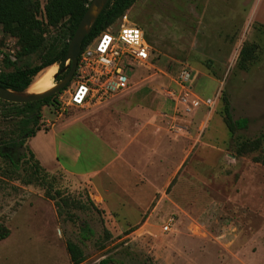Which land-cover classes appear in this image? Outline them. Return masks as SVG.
Instances as JSON below:
<instances>
[{"label":"rangeland","instance_id":"rangeland-1","mask_svg":"<svg viewBox=\"0 0 264 264\" xmlns=\"http://www.w3.org/2000/svg\"><path fill=\"white\" fill-rule=\"evenodd\" d=\"M247 1L134 2L127 19L143 29L150 59L126 71L129 87L116 95L135 97L144 118L157 109L185 117L187 158L171 181L153 173L156 182L141 185L142 200L150 197L142 210L95 209L86 187L58 166L99 168L121 145L123 135L116 131L126 134L127 129L120 117L89 109L91 103H67L72 77L58 95L62 104L42 108V129L27 144L53 189L86 208L72 205L58 213L55 201L45 196L46 188L53 193L47 182L26 183L25 162L14 172L0 160V224L9 229L0 239V264H70L68 240L83 249L80 264H264V143L246 153L236 151L241 141L264 134V0H253L252 17L245 22ZM9 41L15 39L0 31V47ZM246 45L254 47L255 58L242 69L239 56ZM16 62L35 64L38 56ZM182 69L190 72L189 83L182 82ZM223 97L233 119L247 121L233 134L223 121ZM207 98L213 104L192 102ZM11 128L0 121V134ZM85 225L92 232L87 238Z\"/></svg>","mask_w":264,"mask_h":264},{"label":"trees","instance_id":"trees-1","mask_svg":"<svg viewBox=\"0 0 264 264\" xmlns=\"http://www.w3.org/2000/svg\"><path fill=\"white\" fill-rule=\"evenodd\" d=\"M89 1L0 0V31L4 35L15 39L14 59L5 58L3 70L0 72V85L12 90H23L32 84L34 81L33 77L37 73L39 74L42 70L47 69L51 64L61 63L66 56L69 40ZM135 1L109 0L84 37L81 48H85L105 28L117 23ZM31 55L38 56L37 63L30 64L25 62L17 65V60ZM254 58V47L252 45L243 46L239 56L240 67L247 69L248 64ZM69 65L56 78L64 77ZM63 67L64 62L60 64L59 70ZM62 90L42 99L25 103H14L0 99V121L12 127V131L9 133L0 134V160L7 162L14 172H17L21 163L25 162L27 169L30 170L24 175L26 183H31L34 180L42 184L47 182L53 189V182L51 180L48 181L50 178L49 174L35 158V154L27 144V141L42 129V108L44 106L58 107L62 104L58 99V95ZM222 112L223 121L230 133L233 134L236 130L246 126L247 121L245 118L233 119L229 101L226 97H223ZM262 143H264V134L253 140L241 141L236 151L239 154L246 153L256 149ZM21 147L25 149V152L20 150ZM253 158L255 161L259 160L258 157ZM260 161L264 164V159H260ZM52 192L46 188L45 196L55 201L58 213L61 212L59 210L61 207L72 205L81 209L86 208V205L81 201L68 199V197L64 196L61 189L55 188ZM88 202L97 209L90 197H88ZM82 232L83 238H87L92 233L91 229L86 225L83 226ZM8 234L9 229L0 224V239L5 238ZM66 248L70 256V264H80L84 260L85 255L80 245L68 240ZM101 264H106V261H102Z\"/></svg>","mask_w":264,"mask_h":264},{"label":"crops","instance_id":"crops-1","mask_svg":"<svg viewBox=\"0 0 264 264\" xmlns=\"http://www.w3.org/2000/svg\"><path fill=\"white\" fill-rule=\"evenodd\" d=\"M247 2L245 22L252 17L255 7L253 0ZM96 103L99 102L91 103L93 106L89 109L102 108L106 115L120 117L119 121L127 129L126 134L122 129L116 131L123 136L114 159L104 162L97 169L74 171L59 164L58 168L77 185L83 184L97 207L107 212H112L111 207L114 206L142 210L150 197L145 196L142 200L141 185L156 182L152 179L154 175L160 176L161 181H171L187 158L189 133L186 119L172 111L160 109L155 111L153 117L144 118L138 100L130 95L115 94L100 101L99 105ZM160 118L164 120L159 121ZM199 119L200 116L194 118L197 122ZM133 121L136 123L132 124ZM128 126L131 127L128 129Z\"/></svg>","mask_w":264,"mask_h":264},{"label":"built area","instance_id":"built-area-1","mask_svg":"<svg viewBox=\"0 0 264 264\" xmlns=\"http://www.w3.org/2000/svg\"><path fill=\"white\" fill-rule=\"evenodd\" d=\"M15 42L0 47V72L6 57L14 59ZM151 46L142 28L127 19L124 14L115 24L101 31L77 56L74 87L69 90L67 103L74 106L100 102L126 90L130 78L126 71L133 65H145L150 59ZM191 74L182 69V82L189 83ZM183 84V85H184ZM193 100L194 105H211L210 98ZM172 218H170V221ZM168 224L164 230H168Z\"/></svg>","mask_w":264,"mask_h":264},{"label":"water","instance_id":"water-1","mask_svg":"<svg viewBox=\"0 0 264 264\" xmlns=\"http://www.w3.org/2000/svg\"><path fill=\"white\" fill-rule=\"evenodd\" d=\"M108 1L109 0L89 1L82 18L80 19L74 33L72 34L69 40L66 56L61 62V63L64 62V67L61 70L58 69V71H56L53 75V78H56L58 74L66 70L67 66L70 63L67 73L62 79L54 83L53 87L39 93L26 92L29 86L23 90H12L0 85V99L14 103H25L29 101L42 99L66 87L75 74L77 67V56L81 50V44L83 42V39L86 36V34L89 32L92 24L94 23L97 16L99 15V13L101 12V10ZM61 63H54V64H57L59 67Z\"/></svg>","mask_w":264,"mask_h":264},{"label":"bare ground","instance_id":"bare-ground-1","mask_svg":"<svg viewBox=\"0 0 264 264\" xmlns=\"http://www.w3.org/2000/svg\"><path fill=\"white\" fill-rule=\"evenodd\" d=\"M55 73V64L45 69L32 84L28 87V93L43 92L54 85L53 75Z\"/></svg>","mask_w":264,"mask_h":264}]
</instances>
